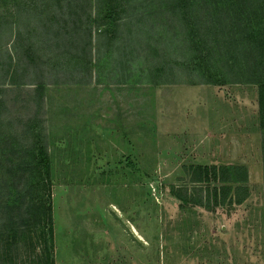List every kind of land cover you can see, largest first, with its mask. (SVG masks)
Segmentation results:
<instances>
[{"label":"rangeland","instance_id":"rangeland-1","mask_svg":"<svg viewBox=\"0 0 264 264\" xmlns=\"http://www.w3.org/2000/svg\"><path fill=\"white\" fill-rule=\"evenodd\" d=\"M90 1L71 7L96 18L89 75L54 67L42 85L14 84L0 64V264H264L259 83L230 66L218 83L195 62L200 43L220 49V37L235 35L234 7L116 0L110 21L111 1ZM259 2L246 3L251 28ZM20 5L0 0V62L16 59L15 18L42 30ZM221 8L227 15L206 27L203 16ZM54 10L59 29L63 10ZM39 36L38 46L55 41ZM224 45L212 52L217 69L232 53ZM40 149L48 177L35 163ZM236 164L247 180L228 183L231 191L210 174L193 181L205 166ZM183 186L194 196L202 188L208 204L182 203L173 190Z\"/></svg>","mask_w":264,"mask_h":264},{"label":"trees","instance_id":"trees-1","mask_svg":"<svg viewBox=\"0 0 264 264\" xmlns=\"http://www.w3.org/2000/svg\"><path fill=\"white\" fill-rule=\"evenodd\" d=\"M110 1L107 15L110 17L111 21L115 12L114 4L116 0ZM249 1L253 0H226V2H228L227 5H231L230 7H234L235 9V19L231 20L232 24H235V27H233V34L235 35H233L232 38L224 35L222 36L219 33V35L222 36L220 38L223 39V41H227L224 43L229 45L227 49L232 51L227 60L218 59L219 62L224 61V66H219L217 69L214 65L216 60L212 57V52L216 53L217 50L224 52V44L220 45V49L216 47L217 50H215V46L210 48L205 45L202 46L200 43L198 45L199 60L195 62L197 64L202 62L206 75H209L210 78H215L218 83L225 81L221 78V75L225 73V70H228V66H230L229 71L233 70V73L234 71H248L250 79L247 80L259 83L260 125L264 129V0H259L261 2L256 4L260 9L254 14V23L256 26L253 25V28H251L252 24H250L252 22L250 14L246 12V3ZM20 2L21 5L19 8L21 12L25 10L27 6H30V9L37 14L38 19L41 20L42 30L36 31L35 29H26L25 19L23 20V18L19 17L15 18V37L13 46L16 59L14 55L8 54V60L6 62H0L5 69L2 74L3 82L9 80L14 84L35 83L42 85L44 83L43 74L47 72L48 68L54 67L56 68V73L57 70L60 69L69 72L78 69V71L82 72L84 77L89 75L93 66L96 65V62H93L92 59L93 44L91 39L92 25L96 21V18L92 15L91 10L88 13L85 12L84 15H80L78 10L76 11L75 9L74 14L71 7L73 5L77 7L79 3L78 0H20ZM89 2L91 1L89 0ZM64 5H66L65 9H63ZM54 6L61 9L60 12L63 10L60 16L63 22L59 29L57 26L53 27L51 25L55 15ZM214 13H216V15H214ZM224 15L226 16L227 12L221 8L219 12L214 11L210 15L203 16V23L206 22V27L207 23L213 25L216 18H220ZM40 33L44 35V38H42L44 41L51 38L54 39V45L48 44L47 47L38 46L36 40L38 41V39L41 38V36H39ZM210 34L209 31H205L203 38L205 39V37ZM219 35H217V38ZM112 38L111 35L109 41H111ZM207 39L208 38L205 40ZM244 45L247 46V49H244ZM47 49H49V53ZM242 55L245 56V59L242 58ZM216 57L217 56H215V58ZM248 58L249 60L247 62ZM7 65L8 67L6 69ZM25 75L29 77L25 79L26 82L21 78V76ZM72 75L74 74L72 73ZM35 163L46 171L45 176L48 177L50 162L47 151L40 149L39 159H37ZM198 167L201 168L200 165ZM229 168L230 167L224 165L220 166L219 169L216 166H205L200 172L198 171L199 175L195 176L193 181H206L210 178V174L212 179L226 182L227 184L222 185V187H226L228 191H231V186H227L228 183L245 182L247 180V169L246 166L241 164H236L234 167L231 166L230 169L233 168L232 171L230 170L231 172ZM202 171H205L204 176H202ZM236 188L237 191L234 200L240 203L243 201L244 196H240L239 190H245L246 187L239 184ZM197 189L200 190V194L196 196L188 191L187 186L174 189L173 194L184 204L207 205L208 202L206 204L203 201V189ZM222 200L224 199L222 198ZM45 212L51 214V201L45 204Z\"/></svg>","mask_w":264,"mask_h":264}]
</instances>
